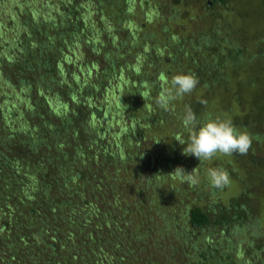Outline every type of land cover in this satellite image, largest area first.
Here are the masks:
<instances>
[{"label":"trees","instance_id":"trees-1","mask_svg":"<svg viewBox=\"0 0 264 264\" xmlns=\"http://www.w3.org/2000/svg\"><path fill=\"white\" fill-rule=\"evenodd\" d=\"M173 1L187 3L189 0ZM9 2L12 3L10 7ZM34 2H37V6L33 9L29 8L32 0H4V6L0 7V27L2 25L5 28L0 29V41L3 43L0 45V81L21 92L23 105H28L20 114L14 110L10 111L5 121L0 117V261L2 262L3 256L7 255L4 264H138V262L140 264V261H143L141 264H168L171 261L163 263L159 257H153L151 252L145 256L134 255L132 252L123 254L122 248L125 245L126 248L148 246V242L143 237L149 232L154 236L157 246L161 247L160 244L166 236L171 244L175 243V249L180 251V246L188 240L187 237L210 225L225 230L230 227L231 221L240 222L243 218L242 208L235 196L226 204L215 202L214 208L205 209L197 204L184 205L183 195L174 199L176 191L174 189V192H169L173 194L171 200L156 198L151 201L154 204L153 208L164 207H156V211L160 212L158 217L163 220L162 227H158L157 231L155 224L151 227L152 224L147 223V228H141L140 232H137L138 236L132 237L127 235L128 221L123 224L119 222L120 225L116 224V228L108 223L109 220L107 221L105 216L109 212L104 210V203L99 202L98 199L101 200L102 194L106 192L116 194L117 199L112 201L113 206L120 205L123 197L119 198L118 193L123 184L109 185L106 182L111 176L109 172L106 173L104 161H110L113 154L107 153V145L104 144L105 129L98 126L91 128L93 124L91 118L96 121L100 118L98 107L90 104L93 109L86 113L82 107L87 100L92 101V98L99 93V87L107 90L117 84L118 101L122 104L126 102L123 116L132 126H138L140 121L142 129L135 127L137 130L134 132L127 129L124 135L120 136L116 146L124 147L126 144L128 147V140H132L138 131H142L143 139L148 140L154 148L162 146L166 136V131H163L162 127L165 126L164 123L168 118L174 119V113H170L160 105L157 107V100L152 103L157 98L156 95L163 94L165 90L158 82L161 73L157 67L158 55L148 52L142 55V63H138L131 70H128L131 67H126L124 72L122 71L128 58H133L121 56L132 51L136 53L138 47L147 45L140 38L137 27L143 31L148 27L145 24L139 26L132 24V13L136 11L133 12L129 0H35ZM145 3L149 4L147 0ZM216 5L222 11L225 1L205 0L204 2V7L210 10ZM159 8L156 7L157 11ZM262 19L261 32L264 35V14ZM127 23H130V27L125 26ZM10 30L13 32H9ZM152 30L158 35L155 29ZM162 31L165 32L164 29L158 31L159 36ZM9 40L11 42H8ZM196 40L193 42L198 45ZM224 40L221 42L217 39L213 40L216 45L209 43L210 40L203 41L198 45L204 47L202 52H195L192 42L184 47L186 42L190 41L188 38L186 41L179 37L173 45L168 44V48L173 49L172 61L179 63V57L175 52L186 51L183 55H188L187 61L194 66L193 73L199 78L196 90L200 92L198 96H187L178 112L182 115L176 116L180 120L174 122L175 128L178 125L180 130L178 137L181 134L182 138L175 139L174 135H171V145L165 149L172 151L175 156H180V151L182 154L186 147L179 143L185 136L179 124L184 121L187 108L190 107L195 113L196 125L199 127L202 123L198 114L204 110V102H207L213 91L220 88L225 81L218 72L205 74L201 65L207 60L217 71H221L226 64H229L231 69H237L239 65L240 50L228 48ZM77 42L81 46L87 45L89 51H93H90L93 56H101L104 67H101L99 78L94 75L91 78L95 80L86 82L74 80V72L70 71L71 67L68 66L65 57L69 51H72L71 43ZM224 45L227 47L226 50L233 52L225 54L224 50H217L214 53L213 49H219ZM92 59L95 60L93 64L90 59H86L81 64L87 74L90 72L89 68L95 65L98 67L96 62L98 59ZM205 68L210 67L205 66ZM165 76L166 74L162 72L160 79ZM142 92L146 94L147 105H153L149 106L146 112L137 111L136 105ZM258 93L259 90L253 93V103L245 109L237 102L241 99L235 98L239 112L234 114L231 120L237 128L253 118L257 120L255 113L261 110L258 104L262 102L259 101ZM50 101H56L57 105L63 107L52 110ZM73 103H76V106ZM251 111L255 117L250 118ZM19 115L23 117L22 128L16 127L12 133H8L6 122L8 121L11 126L12 121ZM29 129L33 130L29 131ZM145 133L148 136H145ZM172 144H180L184 147H181L178 154ZM132 147L133 145H130L124 150L125 159L134 155H129V148ZM91 148L92 153H89L88 150ZM90 161L92 163L88 164ZM27 163L37 174L30 171L31 168H28ZM41 166L45 168L41 170ZM51 166L53 170L57 167L65 170L67 166L68 168L77 166L71 175L66 174V182L88 180L87 184H92V189L89 190L92 199L97 200L101 206L95 204L93 206L90 197L80 200L73 189H66L63 192V187L58 186L59 178L56 175L53 177L54 173L51 177V172H47V168ZM124 171L129 177V170L124 168ZM29 176L36 177L35 182L38 183L36 193L30 192V196L26 195L32 201L16 197L17 192H22L21 189L27 186ZM93 180L97 182L93 183ZM124 182H128L133 187L130 180ZM181 186H183L181 191L185 192L184 184ZM141 188L143 189L138 191V195L142 197L148 188L146 186ZM57 189H60V194L56 195ZM52 194L54 198H51ZM8 206L14 208L13 212ZM182 208H185L183 225L178 223L176 218ZM146 209L149 211L151 208ZM229 210H234V214L230 216ZM136 211L140 213L143 208L137 206ZM95 216L97 219H94ZM104 225L106 227L108 225V231ZM90 226L95 227L96 230L93 228L87 230ZM150 229L155 231L150 232ZM104 233L108 234L106 239ZM171 248L172 246L169 250ZM167 254L170 257L169 251ZM43 256L45 259H42Z\"/></svg>","mask_w":264,"mask_h":264},{"label":"rangeland","instance_id":"rangeland-1","mask_svg":"<svg viewBox=\"0 0 264 264\" xmlns=\"http://www.w3.org/2000/svg\"><path fill=\"white\" fill-rule=\"evenodd\" d=\"M34 1L35 0H32L29 8L33 9L37 6V2ZM129 1L133 12L136 11L134 14L132 13V24L135 26L145 24L148 27L145 31L139 30V27H137L140 38H142L147 45L138 47L136 53L132 51V53H126L121 56L125 58L131 56L133 58H128V62L122 71L124 72L126 67H131L128 69L131 70L138 65V63H142V55H146L148 52L158 55L159 60L157 67L158 71L161 73L159 74V80L158 77L156 80H158L159 84H161L165 90L163 94H157V98L154 99L152 103H154L155 100L158 102L161 96L167 95V93L172 90L171 80L175 75L193 73L194 66L190 61H187L188 55H183L186 53L185 50L175 52L179 57V63L171 60L174 57L171 55L173 49L171 50L168 48V44L173 45L179 37L186 41L187 38L190 40L186 42L184 47L190 42L193 44V40L195 39H197L196 41L199 45L203 43V41L208 42L209 40V43L214 44L213 40L217 39V41L221 42L224 40L222 38H225L224 41H226L228 48L240 50L237 69L233 67V69H231L229 64H224L225 66L222 67V70L217 71L207 60L205 64L203 63L201 65L205 74L218 72L225 78V81H223L224 83L220 88L213 91V95L204 105V110L199 112L198 115L202 123L200 126L203 125L209 117L214 119L233 118V115L239 112V107L236 105L235 98L236 100L241 99V101L237 102L245 109L246 106L253 103L252 96L256 90H259V101L263 103L260 102V105L258 104L261 110L259 113H255L257 120L253 118V120L243 123L238 128L240 131H248L253 136L252 147L247 155L242 156L233 154L231 156H224L217 154L212 159L199 161L195 156L181 154V151L180 156H175L172 154V151L169 152L165 150L171 145V135H174L175 139L182 138L181 134L180 137H178L180 131L178 125L175 128L174 122L180 120L176 118V116L182 115L178 114V112L181 110L182 103L185 102L187 96H198L200 94L199 90L195 89L191 93L177 97L169 103L168 111L174 113V119L168 118L167 122L164 123L165 126L162 127V130L166 131L162 146L154 148V145H151L148 140L143 139L142 131H138L136 133L137 135L135 134L136 136L132 137V140H128V147L133 145L132 148H129V155H134H130L126 157V159L124 158V156H126L124 155V150H127L128 147L126 144L124 147H117L116 144L118 140H120V136L122 134L124 135L127 129L134 132L137 130L135 127L138 129L141 127L142 129V126L140 121L138 126L130 125V122L123 116L126 102L122 104L118 101V94L116 91L118 90L117 84L109 87L107 90H103V88L99 87V93L92 98V101L87 100L85 102V105L82 107L84 113L93 109L90 104H92L93 107H98L100 118L97 121L91 118V120H93L91 128L98 126L103 128V130L105 129L106 138L104 144L107 145V153L110 152V155L113 154V156L110 157V161H104V167L105 170H107L106 173L109 172L111 176V178H105V180L107 179L106 182H108L109 185L123 184L118 193L119 198L123 197L121 198L123 201H121L120 205L113 206L112 201L117 199L115 198L116 194H108L106 192L102 194L101 200L98 199L99 202L104 203V210L109 212L106 214L105 218L107 221L109 220L108 223H110L113 228H116V224L117 226L120 225L119 222L123 224V222L128 221L129 223L127 222V225L129 231L127 235L129 236H138L137 232H140L141 228H147V223L149 225L152 224L151 227L155 224V229L157 231L158 227H162L163 220L158 217V213L160 212L156 211L157 206L153 208L154 204L151 201L156 198H158V200L165 199V201L168 199L171 200L173 194L169 192H174V189H176L174 192V199H177L179 195H183V204L187 206L197 204L202 208L210 209L211 207L214 208L215 202L226 204V202H229L234 196L238 198L237 200H239L241 204L243 218L240 222H238L239 220L237 222L231 221L230 227L228 226L229 228L227 227L225 230L215 225H210L198 231L196 234L187 237L188 240L181 244L180 251L175 249V243L171 244L166 236L160 244L161 247L157 246L158 243L154 242V236L148 232V234L144 235L145 237H143V235L142 237L148 242L147 245L149 247L142 245L141 248H126L125 245L122 248L123 254L132 252L134 255L139 254L145 256L146 254L149 255L151 252L153 257H159L160 259H158L163 263L171 261L168 264H264V35L261 32L264 0H224L225 5L222 11L218 5L214 6L211 10L205 8V0H189L187 3H177L173 0H147L149 2L148 5L145 3L146 0ZM4 4V0H0V7L4 6ZM143 4H145L144 6L146 7H142ZM10 5L12 6V3L9 2L8 6L10 7ZM138 7L140 9H138ZM156 7H160L158 11ZM125 26L130 27V23L125 24ZM131 27L133 26L131 25ZM152 28L157 31L158 35L154 34L156 32H154ZM0 29L4 30L5 28L1 25ZM163 29L165 32L162 31L161 36H159L158 31ZM9 32H13V30ZM151 34H153V37ZM8 42H11V40ZM2 44L3 43L0 41V45ZM198 45L195 43L193 44L195 52H202L204 47H199ZM214 45H216V43ZM70 46V50L72 51H69L70 55L68 54L65 58L68 62V66L71 67L70 71L74 72V80L76 82L80 80L83 82L95 80L91 77L94 75L98 77V75L101 74V67H104L101 56H93L90 54L92 50L89 51L87 45L81 46L79 42L76 44L71 43ZM151 47L153 49L150 50ZM226 48L227 47L224 45L219 49L213 50L214 53H216L217 50H224L225 54L233 52L228 49L226 50ZM102 53L104 54V51ZM92 58L98 59V61H96L98 67L95 65L93 68H89L90 72L87 74L85 68L81 66V64L86 59H90L93 64L95 60ZM205 66H209L210 68L207 69ZM162 72L165 73L166 76L160 79ZM145 96V92H142V96L139 98L140 100H138L139 103L136 105L138 112H146L147 109L153 106L149 105V107L147 105ZM49 105L52 110L63 107L62 105H57L56 101H50ZM73 105L76 106V103H73ZM156 106L159 107V104ZM27 107V104H25V106L23 105L21 92L13 89L7 83L0 81V117L2 120L5 121L10 111L14 110L20 114L23 110H26ZM154 109L153 107V110ZM126 111H128V108ZM250 114V118L255 117L253 111H251ZM22 119L23 117L19 115L12 121L13 124L11 126L7 121L6 127L8 133H12L16 127L18 129L22 128ZM179 127L183 130V134H185L183 137V142H185V144L190 141L192 131H198L199 128L197 125H186L184 121L179 124ZM31 130L33 129H29V131ZM145 136L148 135L145 133ZM185 139H187V141H184ZM184 146L172 144V147L178 151V154L181 147L183 148ZM91 150L92 148L89 149L88 152L92 153ZM90 163L92 162H88V164ZM93 164L95 165V162H93ZM27 165L28 168H31L29 163H27ZM16 167L18 170L17 164ZM42 168L45 167L41 166V170ZM124 168L129 170V177L128 173L124 171ZM177 168H182L185 173H190L195 168L194 175L198 183L192 185L187 180V174L181 175L179 173H174ZM213 168H224L230 174V182L225 188H212L209 171ZM75 169H77V166H74V168H68L67 166L65 170H60L57 167L53 170L51 166L47 168V172H51V177L54 173L53 177L57 176V178H59L58 186L63 187V192H65L66 189H73L75 190L76 197H79L80 200L87 197L92 199V194L89 192V190L92 189V184H87L86 181L88 180L85 181V179H80L81 182H78V180L75 182H66V174L71 175L72 171ZM30 171L37 174L32 168ZM93 173L96 174L95 171ZM34 176L28 177L27 182L28 180L29 182L26 183L27 186L21 189L22 192H17L16 197H23L26 201H32L30 198H27L26 195L28 194L30 196V192L36 193L37 191L36 186L38 183L35 182V180L38 175L36 177ZM129 180L131 184H133V187L128 184L127 181ZM92 182L96 183L97 180H93ZM182 184H184L186 188L185 192L181 191L183 188V186H181ZM144 186L148 189L141 197L138 195V191L143 189L141 187ZM57 194H60V189L56 190V195ZM51 198H54L53 194ZM178 202L180 203V201ZM92 204L93 206L94 204L96 206H101L95 199H92ZM137 206L143 208V211L138 213L136 211ZM161 207L163 206L157 208ZM8 208L13 212V207L8 206ZM146 208L151 209L147 211ZM228 208L231 209L229 206ZM184 211L185 208H182L176 215L178 223L182 225L185 223V218L183 216ZM228 214L231 216L234 214V210H229ZM94 219H97L96 216ZM104 227H106V225H104ZM91 228L96 230L93 226H90L87 230ZM155 229H150V232L155 231ZM106 230H109L108 225ZM183 232L187 233V231L184 230ZM107 235L104 233V239L107 238ZM91 238H93V236ZM171 246L172 248L169 250ZM210 249L212 250L210 251ZM168 251L170 257L167 254ZM167 258H170V260H167ZM42 259H45V257L43 256ZM2 260L0 264L6 263L7 255H4ZM142 262L143 261H140V264Z\"/></svg>","mask_w":264,"mask_h":264},{"label":"clouds","instance_id":"clouds-1","mask_svg":"<svg viewBox=\"0 0 264 264\" xmlns=\"http://www.w3.org/2000/svg\"><path fill=\"white\" fill-rule=\"evenodd\" d=\"M199 84V78L194 73L177 74L171 80L172 90L158 100L160 107L168 110L169 103L184 94L194 91ZM206 103V102H204ZM186 125H196L197 118L189 107L184 118ZM159 143V142H157ZM184 155H192L200 160L212 159L217 154L231 156L233 154L247 155L252 147L253 136L248 131H240L231 119L209 117L199 126L198 131H192L190 141L185 144ZM195 168L190 173H185L182 168H177L174 173L187 174V180L195 185L198 183L194 175ZM211 186L214 189H223L230 182V174L224 168H213L209 171Z\"/></svg>","mask_w":264,"mask_h":264}]
</instances>
